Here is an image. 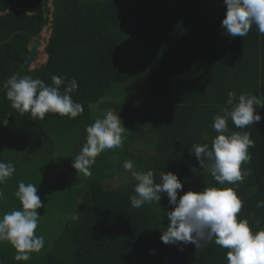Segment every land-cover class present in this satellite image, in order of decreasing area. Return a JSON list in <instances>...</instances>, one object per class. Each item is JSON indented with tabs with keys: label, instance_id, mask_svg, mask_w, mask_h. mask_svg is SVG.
<instances>
[{
	"label": "trees",
	"instance_id": "16d2710c",
	"mask_svg": "<svg viewBox=\"0 0 264 264\" xmlns=\"http://www.w3.org/2000/svg\"><path fill=\"white\" fill-rule=\"evenodd\" d=\"M50 2L0 0V161L16 168L0 186V216L21 207L14 195L21 181L37 186L44 205L46 196L57 195L52 208L64 215L47 250L17 262L5 242L0 264H227L226 250L214 243L202 249L189 244L183 251L162 243L166 212L172 210L167 195L160 204L133 208L136 181L122 165L131 160L136 171L153 170L156 182L161 172L177 174L184 184L178 199L218 186L189 150L192 144L211 145L217 135L213 117L230 107L229 91L237 97L251 93L264 105V36L255 26L244 38L227 36L223 0H56L49 7ZM47 25L46 62L24 68L29 45ZM13 74L46 85L52 75L75 78L79 87L72 99L84 106L83 114L21 116L3 87ZM92 104H100L97 112L119 114L129 132L122 148L102 153L92 175L83 177L71 165L86 142V127L104 116H94ZM257 112L262 121L246 129L228 121L230 132L247 131L255 144L251 160L241 166L248 173L244 182L229 185L244 203L239 218L248 219L254 231L257 221L264 228V208L256 207L264 201V108ZM52 157L66 162L55 164ZM118 172L126 173L124 180L109 187ZM55 178L75 185L59 183L57 189Z\"/></svg>",
	"mask_w": 264,
	"mask_h": 264
},
{
	"label": "clouds",
	"instance_id": "9594fccd",
	"mask_svg": "<svg viewBox=\"0 0 264 264\" xmlns=\"http://www.w3.org/2000/svg\"><path fill=\"white\" fill-rule=\"evenodd\" d=\"M223 4L226 12L221 28L227 36L244 38L253 26L264 36V0H223ZM3 87L11 108L21 116L27 113L33 119L43 120L46 114L55 113L75 119L84 112V106L72 99L79 87L75 78L52 75L51 84L46 85L39 78L13 74ZM227 105L230 107H222L220 114L213 117L212 130L217 135L211 145L192 144L189 150L200 168L206 169L219 187L188 191L178 199V190L183 191L184 184L177 174L161 172L156 182L153 170L136 171L134 162L126 160L122 166L136 181L135 194L129 199L133 208H141L145 204H160L162 195H167L172 210L166 212L168 224L160 236L165 245L183 251L189 244L202 249L214 243L226 250L227 264H264V228H260L257 221L258 230L254 231L248 219L239 218L244 203L235 187H229L244 182L248 173L242 171L241 166L251 160L249 149L255 144L247 131L230 132L228 127L229 120L237 129L259 124L262 117L257 109L264 105L256 95L241 93L237 97L233 91L227 94ZM85 131L86 142L71 166L77 174L90 177L96 158L108 150L122 148L129 131L119 114L112 110L97 118ZM15 172L13 163L0 161V186ZM37 192L36 185L19 182L14 195L21 207L0 216V244L11 245L17 262L29 261L32 254L40 253L45 247L44 237L36 234L41 217L38 210L44 207ZM3 199L4 192L0 188V200ZM256 207L264 208V201H258ZM71 218L78 219V215Z\"/></svg>",
	"mask_w": 264,
	"mask_h": 264
},
{
	"label": "rangeland",
	"instance_id": "374dc122",
	"mask_svg": "<svg viewBox=\"0 0 264 264\" xmlns=\"http://www.w3.org/2000/svg\"><path fill=\"white\" fill-rule=\"evenodd\" d=\"M48 6L51 7L50 3L48 4ZM49 36H50V34H45L44 30L42 31L41 36L38 39L41 41V47H39V49L37 51V55H36L33 63L31 64V69L37 68L41 64L46 62L47 54L45 53V46L47 44ZM29 48H30V45H29ZM91 109H92V113L94 116L95 115H104L108 110H110L109 108H105L106 109L105 111L102 112V110H101V112H97V110L100 111V109H101L100 104H92ZM51 160H53L55 164L66 162V161H60L56 157L55 158L52 157ZM125 176H126V173H123V172L119 173L118 172V174L116 176L108 179L107 185L111 188H115L122 183ZM20 180H21V178H20ZM29 180L33 181L34 178L32 176H30ZM59 183H61L62 186H65L67 188H73V186L75 185L74 183L70 182L69 180H65V181L61 182L60 179L57 180L55 178L54 187H57V189H58L60 187ZM45 198L47 199V202L45 203L43 208L38 210L41 217L39 220V226L36 230V234L42 235L45 239V247L41 252H44L45 250H47L51 246L52 243L50 242V237L60 229L61 221H62V218L64 215L59 210L52 208L54 201H56L57 195L53 196V197L46 196Z\"/></svg>",
	"mask_w": 264,
	"mask_h": 264
},
{
	"label": "water",
	"instance_id": "95a60500",
	"mask_svg": "<svg viewBox=\"0 0 264 264\" xmlns=\"http://www.w3.org/2000/svg\"><path fill=\"white\" fill-rule=\"evenodd\" d=\"M56 0H51L50 5L51 7L55 4ZM41 11L39 10V13ZM44 33L45 34H50L51 33V26L47 25L44 28ZM39 47H41V41L38 39H35L31 44H30V48H29V53H28V58L26 60V62L24 63V68L27 69H31V64L33 63L36 55H37V51L39 49Z\"/></svg>",
	"mask_w": 264,
	"mask_h": 264
},
{
	"label": "bare ground",
	"instance_id": "6f19581e",
	"mask_svg": "<svg viewBox=\"0 0 264 264\" xmlns=\"http://www.w3.org/2000/svg\"><path fill=\"white\" fill-rule=\"evenodd\" d=\"M148 79V78H147Z\"/></svg>",
	"mask_w": 264,
	"mask_h": 264
}]
</instances>
